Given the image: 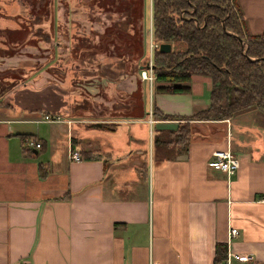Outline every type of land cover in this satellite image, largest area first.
Masks as SVG:
<instances>
[{
  "label": "crops",
  "instance_id": "obj_1",
  "mask_svg": "<svg viewBox=\"0 0 264 264\" xmlns=\"http://www.w3.org/2000/svg\"><path fill=\"white\" fill-rule=\"evenodd\" d=\"M81 1L50 0L37 21L42 37L0 58V70L22 69L0 94V264H212L216 243L225 245L221 263L264 264V112L191 119L187 143L169 144L173 156L163 158L153 137L179 121L148 114L205 109L209 77L191 74L188 92L145 89L143 101L144 63L133 50L143 27L131 4L129 15L121 3V15L104 16ZM234 2L249 32L264 29V0ZM148 10L147 34L150 0ZM117 23H129L128 37L114 27L104 35ZM105 39L106 49L83 44ZM24 135L40 147H24ZM225 148L237 158L230 175L206 165ZM228 226L236 235L227 238Z\"/></svg>",
  "mask_w": 264,
  "mask_h": 264
},
{
  "label": "trees",
  "instance_id": "obj_2",
  "mask_svg": "<svg viewBox=\"0 0 264 264\" xmlns=\"http://www.w3.org/2000/svg\"><path fill=\"white\" fill-rule=\"evenodd\" d=\"M38 1L32 19L15 22L13 18L14 28L0 29L6 48L12 44L17 49L31 38L36 41L42 37L39 31L44 34V30L37 27V21L41 16L47 17L51 8L50 0ZM106 2H111L108 5L113 10L112 0H103ZM21 9L22 12L16 6L12 12L18 10L19 15L26 8ZM3 10L0 18L11 19L14 15ZM150 15L151 38L155 43L151 52L154 90L188 92L185 82L191 74L205 75L210 80L209 102L205 109L188 116L162 114L151 109L157 119L185 120L163 134L164 139L153 137L163 158L173 156L169 144L180 148L187 143L191 119H222L251 107L264 112V29L247 32L234 0H150ZM23 26L25 36L15 43L14 35L17 37ZM161 42L169 44L168 51L157 49ZM224 258L225 245L216 243L212 264H220Z\"/></svg>",
  "mask_w": 264,
  "mask_h": 264
},
{
  "label": "rangeland",
  "instance_id": "obj_3",
  "mask_svg": "<svg viewBox=\"0 0 264 264\" xmlns=\"http://www.w3.org/2000/svg\"><path fill=\"white\" fill-rule=\"evenodd\" d=\"M125 1H128L129 4H131V12H132V16L135 18V19H140V21L142 22V27H143V32H142V40L139 39V44H136L135 45V48L133 49L135 52H137L138 56L140 57L139 60H138V63H146V60H147V63H148V55L150 57V61H151V53L152 52V48H154L155 46V43L152 42V38H151V42H150V39H149V36H150V31H152V29L148 32V34L146 33V29L148 27V16H149V10H148V7H149V0H125ZM38 3L39 1L38 0H0V12L2 13L4 10L3 8H5V11L7 9V11H11L10 13H14V15H12L11 19L10 18H3L2 21L4 22V25L6 28H9V29H12L14 28L13 27V18L15 19V22H20V21H24L26 19H32L33 14L35 12V8L38 6ZM16 6H18V9L20 10V12H22V9L21 8H26L23 10V13H20L19 15L17 14L18 13V10H14V12H12V10L14 8H16ZM30 9V10H29ZM31 12V14L29 13ZM100 14L102 15H107V12H104L103 10H100ZM104 12V13H102ZM0 13V15H1ZM17 14V15H16ZM44 15V14H43ZM16 18H19V21L18 19ZM24 27V26H23ZM110 30H113V25H111L109 28H106L104 30V35H110ZM25 31H26V28L24 27L23 30H21V33H19L16 37V35H14V39H15V43H18L19 41H22L23 40V37L25 36ZM247 32H249L247 30ZM251 33V32H249ZM110 36H108L109 38ZM13 38V37H11ZM17 38V39H16ZM80 38V37H78ZM17 40V41H16ZM30 41H28L27 44L29 45H34V39L31 38L29 39ZM3 37L0 35V47L3 49V50H0V58H5V57H8V56H12L14 55L15 53H18L17 49H15V45H12V44H9V46L6 48V46L3 45ZM59 42L61 43H64L61 39H59ZM109 42H111L110 40H103V41H100V44H98L100 47H106L108 46ZM117 42V41H116ZM151 43H153L154 45L152 46ZM84 45H87L86 43H83ZM42 47H45V45H47V43H45L44 41L42 42ZM62 45V44H61ZM118 46V45H117ZM59 47H62V46H59ZM61 53V52H59ZM9 54V55H7ZM12 54V55H10ZM63 57V56H61ZM32 58V57H31ZM31 61V59H29ZM151 64V62H150ZM146 69V70H145ZM22 70V69H21ZM21 70H16L18 73L21 72ZM141 72H145V75L146 76H150L151 79H144L143 80L145 81V88H144V91L146 92H149L150 90H152L154 88V85H155V81H154V75H153V72L151 71V69H147V68H142L141 69ZM17 73V74H18ZM140 73V71H139ZM17 74L13 73V72H7V71H4V70H0V94L5 90V88H7V86H9V84L13 81H17L18 80V77H17ZM147 87V88H146ZM146 89V90H145ZM84 90L82 88L79 87V90L77 91V96H78V99L81 100L82 98L85 97V95L82 93ZM147 92H146V95L143 97V101H146L145 99H147ZM142 101V99H141ZM152 113L148 114V117H152ZM152 118H155L154 116ZM174 120H178L179 122L178 123H184V119H174ZM109 124V123H108ZM105 125V126H108ZM189 124V135H191L192 133V130H193V127L191 126L190 123ZM171 137V136H170ZM172 146H175L174 143L171 144ZM176 147V146H175ZM178 148V147H176Z\"/></svg>",
  "mask_w": 264,
  "mask_h": 264
},
{
  "label": "built area",
  "instance_id": "obj_4",
  "mask_svg": "<svg viewBox=\"0 0 264 264\" xmlns=\"http://www.w3.org/2000/svg\"><path fill=\"white\" fill-rule=\"evenodd\" d=\"M151 42V41H150ZM153 46L154 44L151 43ZM151 54V53H149ZM148 64H150V57L148 55ZM147 69H150L149 67ZM146 70V69H145ZM140 77L143 79H151L150 76H146L145 72L140 71ZM150 112V111H149ZM42 121H60V115L56 113H43L41 116ZM21 144L26 148H39L40 143L33 137L24 135L21 137ZM69 158L78 159V153L76 151H69ZM206 165L211 167L212 169L221 171L225 175L232 174L237 168V158L236 156L228 149H219L215 150L211 153V157L206 161ZM237 229L234 227H229L227 229V238L236 235ZM21 264H27V262L23 261ZM220 264H227V262H223Z\"/></svg>",
  "mask_w": 264,
  "mask_h": 264
},
{
  "label": "flooded vegetation",
  "instance_id": "obj_5",
  "mask_svg": "<svg viewBox=\"0 0 264 264\" xmlns=\"http://www.w3.org/2000/svg\"><path fill=\"white\" fill-rule=\"evenodd\" d=\"M102 2V5H100ZM82 5H84V8L86 11H89V10H94L95 12H98L99 14L101 13L100 10H103L104 12H108L109 14L113 12H115L116 15H121V12L123 9L119 8L118 5H120L121 3H124V14L126 15H129V12L128 10H130V4L128 1H121V0H112V4H113V10L110 9V6L108 5V8L104 5L103 3V0H83L81 1ZM111 2H109L110 4ZM119 3V4H117ZM89 5V6H88ZM94 9H93V8ZM115 9V10H114ZM102 12V13H104ZM131 15V14H130ZM44 18L43 16L39 17V19H42ZM129 26V23H123L121 25V23H117V24H113V27L118 29L119 31H121L122 33L118 34L119 37H117L118 39H121L123 38V36H127L128 37V33H126L127 29L126 27ZM69 42H70V46L76 48V47H80V45L82 44H79L76 37L73 36L72 32L69 31ZM87 44V43H86ZM121 44H123L122 46H117V47H121V48H128L129 46L126 45V42L125 41H121ZM85 47L87 48H96V49H100L101 47L99 45H96V46H92L90 47V44H87V45H84ZM132 46V45H131ZM130 49V48H128ZM151 62V61H150Z\"/></svg>",
  "mask_w": 264,
  "mask_h": 264
},
{
  "label": "water",
  "instance_id": "obj_6",
  "mask_svg": "<svg viewBox=\"0 0 264 264\" xmlns=\"http://www.w3.org/2000/svg\"><path fill=\"white\" fill-rule=\"evenodd\" d=\"M239 42H241V40L238 39ZM157 49L159 51H168L169 50V44L168 43H164V42H161V43H158L157 45ZM144 68H150L152 69L151 67V64H148L147 63V60H146V63L143 65Z\"/></svg>",
  "mask_w": 264,
  "mask_h": 264
}]
</instances>
